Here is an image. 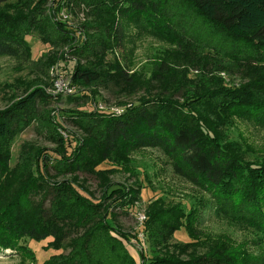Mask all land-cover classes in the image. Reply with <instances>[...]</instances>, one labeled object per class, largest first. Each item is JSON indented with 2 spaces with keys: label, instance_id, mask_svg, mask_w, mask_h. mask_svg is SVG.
Returning a JSON list of instances; mask_svg holds the SVG:
<instances>
[{
  "label": "trees",
  "instance_id": "obj_1",
  "mask_svg": "<svg viewBox=\"0 0 264 264\" xmlns=\"http://www.w3.org/2000/svg\"><path fill=\"white\" fill-rule=\"evenodd\" d=\"M66 1L67 10L72 5L88 9L94 26L99 20L101 29L82 26L84 40L74 51L72 82L104 89L113 83L120 90L132 89L128 96L141 91L136 90L141 85L145 95L133 104L119 102L126 106L119 112L70 111L66 119L77 132L75 137L59 135L58 129L63 128L56 124L54 111L35 118L39 106L51 103L40 87L0 112V252L34 261V253L23 242L39 244L50 239L46 249L68 252L43 264H136L126 247L133 239L140 242L139 264H264V158L244 160L233 144L223 142L219 131L221 125L235 122L264 128V0ZM40 6L29 10L25 3L12 14L7 12L9 7L0 9V59L11 60L18 71L31 61L26 37L37 28L47 25L46 35L53 44L69 47L73 43V32L42 16ZM185 9L188 12L181 19L189 21L193 16L201 33L226 43L221 46L223 58L236 64L245 80L238 89L185 90L190 84L185 71L175 69L168 59H183L177 65H190L186 59L193 55V46H210L186 38L174 19ZM132 28L171 47L166 59L153 65L148 79L131 74L130 61H114L107 69L112 74L90 61L102 60L109 51L124 53ZM182 28L188 30L186 25ZM81 61L92 63L85 66ZM108 75H112L109 83ZM154 81L162 88L156 94L152 93ZM179 91L181 101L172 98ZM33 117L54 149L48 152L27 144L11 167L13 139ZM143 149L158 150L175 176L205 194L219 215L251 230L255 238L236 245L228 237L198 235L197 210L187 214L180 207L155 210L157 204L148 207L137 231L124 232L118 216L135 211L140 191L135 186H116L109 175L116 170L114 165L133 175L131 155ZM103 163L112 168L98 170ZM80 175L99 179L98 201L77 184ZM181 228L190 240H196L184 245H196L205 236L202 254L182 260L155 252L157 247L162 252ZM140 233L144 242L138 239Z\"/></svg>",
  "mask_w": 264,
  "mask_h": 264
},
{
  "label": "rangeland",
  "instance_id": "obj_2",
  "mask_svg": "<svg viewBox=\"0 0 264 264\" xmlns=\"http://www.w3.org/2000/svg\"><path fill=\"white\" fill-rule=\"evenodd\" d=\"M173 2L176 5V1ZM25 3H27L29 10L40 4L41 11H43L42 16L45 15L52 23H56L55 21L61 22L59 21L60 13L68 4L66 0H0V9L6 11L5 8L9 7L7 12L12 14L14 8H20ZM72 7L73 9L67 10L69 14L68 20L64 21L61 18L63 20L61 23L64 24L65 28L73 32L74 40L69 47H61L57 42L53 44L46 35V28L48 30V26L43 25L33 31L30 36L26 37L31 50V61L23 70L18 71L15 68V64L9 59H0V112L8 109L14 102L22 99L34 87H40L46 96L51 97V103L46 107L39 106L35 118H39L41 114L43 115V113L48 111H54L56 124L64 129V131L63 129H58L59 135L63 138L69 133L73 134L74 137L77 134L75 129L67 123L66 118H68L70 111L117 112L126 107L123 104H133L141 96L145 95V90L141 85H138L136 90L140 89L142 92L139 91L134 95L128 96L133 90L125 88L120 90L118 87L113 86V83L108 82L112 75L106 77V82L109 85L105 89L102 87L86 88L72 82V70L76 60L74 51L77 47L81 46L84 40L81 28L83 25L89 27L90 24L91 26L96 24L92 22L88 9L82 11V7L78 8L75 5H72ZM172 7L173 5H171ZM187 12L185 9L175 14L176 16L174 17L186 38H190L194 42L199 41L201 44L206 42L210 46L206 45V47L197 48L193 46L190 52L193 55L191 58L186 59L190 65H177L180 62L179 60L183 59H168V63L172 64L175 69L185 71L186 79L190 81L185 90L193 89L195 91L202 88V86L207 87V89L216 90L218 88L238 89L239 85L243 84L245 80L242 78L243 76L237 65L226 61L224 59L226 56L221 54V46H225L226 43H222V40H219L218 37L212 38L211 35H206L205 32L201 33L202 30L198 29L197 23L194 22L196 18L194 19L193 16L189 17V21L181 19V15ZM98 22L99 20H97V26H94V28L99 29L101 32ZM183 25L188 27L187 31L182 28ZM52 36L54 37V35ZM212 41L216 42L213 43ZM216 43L219 44L216 46ZM168 48H171L168 44L154 39L144 34V32H139L137 28H132L126 43L125 54L109 51L104 55L102 60L97 59L96 61L92 58L90 61L101 64L105 71L110 68L114 61H118L121 64L130 61L132 64L130 73L135 74L138 78L148 79L153 65L160 62L161 59H166L167 55L165 52L168 51ZM123 54L126 56V60L122 59ZM90 61L86 63L81 61L80 63H84L86 66L92 63ZM56 71L61 72L60 77L62 82L58 83L57 87L53 86L52 82V72L56 73ZM110 73L112 74V71ZM63 88L65 89L61 90ZM160 90H162L161 86L154 81L152 83V93L156 94ZM61 92L70 93L64 96L59 95L64 94ZM181 94H183L182 91L175 92L172 98L181 101ZM119 102L123 104H119ZM35 118H31L30 124L24 125L13 139L10 149L11 167H13L15 162H18L20 151H23L27 144L47 148L48 152L54 149V145L46 137L42 136V132L39 130L40 122ZM219 131L223 142L233 144L238 149V152L242 154L244 160L256 162L264 158V128L235 122L229 127L221 125ZM130 160L133 167V175L123 172L115 165L114 168L116 170L113 171V174L109 175V180L116 186H135L140 191L135 211L126 213L125 215L118 213L117 222L124 232L134 233L137 231L145 221L144 219L141 223L139 217H145L147 210L152 207L151 205L157 204L158 206L155 210H158L157 208L159 210H168L180 207L185 214L193 208L197 210L199 215L198 223L195 227L198 230V235L202 234L216 239L228 237L236 245L249 244L255 238L251 230L231 223L219 215L205 194L200 193L199 190L175 176L158 150H138L131 155ZM110 168L112 166L108 163H103L97 167L98 170H108ZM77 184H80V186L91 193L94 201L99 200L101 191L99 190L98 178L80 175ZM205 236L196 245H184L190 242L196 243V240H190L187 231L185 232L181 228L169 239L162 252H160L158 247L155 248V252L168 253L186 260L189 255H198L205 251L202 248ZM139 238L140 236L138 235ZM140 239L144 242L145 237L143 236ZM48 242H50V239L39 244L28 240L23 242L34 253V261L23 258L17 253L3 251L0 252V264H43L44 261L52 256L68 252V250L55 252L51 249H46L45 247ZM137 243L140 242H135L132 239L131 243L126 245V247L136 264H139L140 247ZM250 252L254 254L256 250L251 249Z\"/></svg>",
  "mask_w": 264,
  "mask_h": 264
},
{
  "label": "built area",
  "instance_id": "obj_3",
  "mask_svg": "<svg viewBox=\"0 0 264 264\" xmlns=\"http://www.w3.org/2000/svg\"><path fill=\"white\" fill-rule=\"evenodd\" d=\"M65 21V20H68V18H69V14H68V12H67V9H63V11L60 13V18H59V21H61V22H63V20ZM61 72H59V71H56V73H53L52 72V78H53V80H52V82H53V86H56L57 87V85H58V83L60 84V83H62L61 82ZM60 86V85H59ZM55 87V88H56ZM65 88H63V89H61V90H64ZM68 90H69V88H68ZM61 93H64V94H59V95H69V93L70 92H61ZM117 112H119V111H117ZM145 219V217L144 216H140L139 217V221L142 223L143 222V220ZM140 223V224H141ZM142 225V224H141ZM140 225V226H141ZM142 235V236H141ZM139 236H140V238H143V234L141 233V234H139Z\"/></svg>",
  "mask_w": 264,
  "mask_h": 264
}]
</instances>
